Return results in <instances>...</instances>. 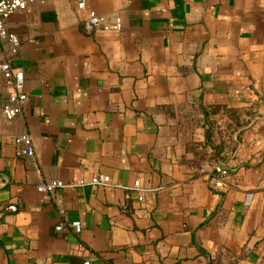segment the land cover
<instances>
[{
  "label": "crops",
  "instance_id": "0c3cea01",
  "mask_svg": "<svg viewBox=\"0 0 264 264\" xmlns=\"http://www.w3.org/2000/svg\"><path fill=\"white\" fill-rule=\"evenodd\" d=\"M79 1L35 0L0 42L28 93L7 118L0 71V264H264V0ZM54 178L86 183L45 198Z\"/></svg>",
  "mask_w": 264,
  "mask_h": 264
},
{
  "label": "built area",
  "instance_id": "2783aa9c",
  "mask_svg": "<svg viewBox=\"0 0 264 264\" xmlns=\"http://www.w3.org/2000/svg\"><path fill=\"white\" fill-rule=\"evenodd\" d=\"M35 0H0V42L3 45H8L13 51L17 50L21 45L22 37L19 32L8 26L7 21L9 17L16 11H28L32 8ZM79 7L85 6V1L80 0L78 2ZM85 28L91 29H110L119 31L123 27L121 16L117 15L114 19L108 20L105 15L90 14L84 20ZM0 71L6 77L7 83L11 86V92L9 93L7 101L3 105V113L7 118H13L20 113L28 99V93L23 89V83L25 74L21 69H14L9 60H5L0 63ZM16 141L24 145L22 152L27 155H33L35 153V147L33 144V135L30 132H22L16 136ZM219 172L225 175L228 172L226 167H220ZM217 177V176H216ZM86 181L81 179L78 182L70 181L65 182L62 179L54 178L42 181L37 184V188L44 194L45 198H50L52 193L62 187H73L76 185H83ZM90 183L96 185H113L104 173H98L92 176ZM136 188H139V180H135ZM17 207L15 204L8 205L5 209L15 210ZM2 210H0V214ZM61 213H64V209H61ZM70 225L75 231L80 232L82 230V222L80 219H74L70 222ZM64 222H60L57 225V229H62ZM81 264H95L93 260L88 257L85 258ZM101 264H109L103 262Z\"/></svg>",
  "mask_w": 264,
  "mask_h": 264
},
{
  "label": "water",
  "instance_id": "95a60500",
  "mask_svg": "<svg viewBox=\"0 0 264 264\" xmlns=\"http://www.w3.org/2000/svg\"><path fill=\"white\" fill-rule=\"evenodd\" d=\"M222 167L229 168L227 164H223Z\"/></svg>",
  "mask_w": 264,
  "mask_h": 264
}]
</instances>
